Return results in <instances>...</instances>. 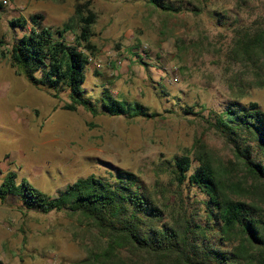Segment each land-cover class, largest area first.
I'll use <instances>...</instances> for the list:
<instances>
[{"label":"rangeland","instance_id":"rangeland-1","mask_svg":"<svg viewBox=\"0 0 264 264\" xmlns=\"http://www.w3.org/2000/svg\"><path fill=\"white\" fill-rule=\"evenodd\" d=\"M164 1L182 10L165 12L149 0H0V184L14 171L18 182L26 179L55 197L78 178L113 179L123 168L140 176L166 209L167 221L186 208L199 213L198 222L215 226L202 190L188 178L181 185L173 178L176 156H190L189 176L204 154L218 170L230 167L245 182L248 192L232 195L257 197L244 171L230 165L236 161L233 147L212 122L233 102H256L264 110V50L249 57L235 52L237 31L264 28V0ZM78 6L86 15L96 14L91 40L101 64L87 67L84 95L97 106L110 90L118 100L142 103L158 116L104 111L94 116L83 106L67 110L68 92L55 97L12 66L10 50L32 28V15L41 16L42 25L63 27ZM22 17L27 28L11 25ZM67 38L73 41L74 33ZM252 155L264 162L260 153ZM106 242L80 213H44L26 208L18 196L0 199L1 264H90L84 260ZM120 256L155 264L126 249Z\"/></svg>","mask_w":264,"mask_h":264},{"label":"trees","instance_id":"trees-1","mask_svg":"<svg viewBox=\"0 0 264 264\" xmlns=\"http://www.w3.org/2000/svg\"><path fill=\"white\" fill-rule=\"evenodd\" d=\"M149 2L165 12L182 10V6L164 0ZM39 17L31 16L32 28L10 50L11 64L19 74L35 87L52 91L55 97L61 91L68 92L70 102L63 106L67 110L83 106L94 116L102 111L127 118L159 115L142 103L118 100L110 90L103 92L97 106L84 95L86 69L96 50L91 40L94 12L86 15L78 6L63 27L42 25ZM76 22L78 29H74ZM11 25L27 28L28 19L16 18ZM71 31L73 41L67 38ZM235 44L239 57H249L257 49L263 51L264 28L253 34L237 31ZM212 125L233 147L236 161L230 165L244 171L257 195L250 199L232 195L248 192L245 182L240 177L235 179L230 167L218 170L204 154L202 164L189 176L190 156H176L173 178L180 185L188 178L202 190L207 217L215 220V226L198 222L199 213L186 208L173 213L171 221H167L166 209L147 190L140 176L123 168L112 173L113 179L95 174L78 178L55 197L26 179L18 182L17 173L9 171L0 184V199L18 196L28 209L44 213L68 210L92 221L107 242L102 250L90 253L84 260L90 264H139L122 258L121 249L155 264H264V162L252 155L255 151L264 156V110L256 102L246 106L233 102L217 114ZM196 146L204 148L199 141Z\"/></svg>","mask_w":264,"mask_h":264},{"label":"built area","instance_id":"built-area-1","mask_svg":"<svg viewBox=\"0 0 264 264\" xmlns=\"http://www.w3.org/2000/svg\"><path fill=\"white\" fill-rule=\"evenodd\" d=\"M90 60H91L92 62H95V64H97L99 67L101 66V64L98 63V61H97L93 56L90 57Z\"/></svg>","mask_w":264,"mask_h":264}]
</instances>
